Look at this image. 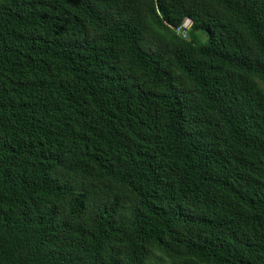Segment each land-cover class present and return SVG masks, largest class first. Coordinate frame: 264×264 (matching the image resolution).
Here are the masks:
<instances>
[{"label": "trees", "instance_id": "16d2710c", "mask_svg": "<svg viewBox=\"0 0 264 264\" xmlns=\"http://www.w3.org/2000/svg\"><path fill=\"white\" fill-rule=\"evenodd\" d=\"M0 201V264H264V0H0Z\"/></svg>", "mask_w": 264, "mask_h": 264}, {"label": "bare ground", "instance_id": "6f19581e", "mask_svg": "<svg viewBox=\"0 0 264 264\" xmlns=\"http://www.w3.org/2000/svg\"><path fill=\"white\" fill-rule=\"evenodd\" d=\"M43 1V0H41ZM53 1V0H52ZM68 3V2H67ZM72 3V2H71ZM30 4V3H29ZM54 5V4H53ZM67 13V12H66ZM64 14V13H63ZM70 17V16H69ZM192 26V19L187 18L182 26L178 29L179 33H183L184 36H187V30ZM64 136V135H63ZM69 138V137H68ZM66 151V150H65ZM83 153V152H82ZM81 157V156H80ZM77 158V157H76ZM70 162V161H69ZM72 163V162H71ZM75 164V163H74ZM76 167V166H75ZM62 168V167H61ZM67 168V167H66ZM90 175V174H89ZM82 177V176H81ZM90 177V176H89ZM96 177V176H95ZM84 178V177H83ZM94 179V178H93ZM57 181V180H56ZM98 181V180H97ZM56 185V184H55ZM65 185V184H64ZM93 188V187H92ZM77 189V188H76ZM59 190V189H58ZM64 191V190H63ZM51 194V193H50ZM79 194V193H78ZM48 195V194H47ZM53 195V194H52ZM73 195V194H72ZM90 195V194H89ZM94 196V195H93ZM96 197V196H95ZM31 200V199H30ZM42 200V198H41ZM65 200V199H64ZM1 202V201H0ZM6 203V202H5ZM8 205V204H7ZM79 205V204H78ZM84 205V204H83ZM72 206V205H71ZM56 207V206H55ZM52 208V207H51ZM44 209V208H43ZM92 210V209H91ZM45 211V210H44ZM71 211V210H70ZM63 212V211H62ZM14 213V212H13ZM6 214V213H5ZM28 214V213H27ZM33 214V213H32ZM191 214V213H190ZM16 216V215H15ZM14 216V217H15ZM42 216V215H41ZM69 216V214H68ZM91 217V215H90ZM4 218V217H3ZM10 218V217H9ZM64 219V218H63ZM58 220V219H57ZM73 220V219H72ZM40 222V221H39ZM65 222V221H64ZM13 224V223H12ZM29 224V223H28ZM14 226V225H13ZM33 228V227H32ZM37 228V227H36ZM41 228V227H40ZM8 229V228H7ZM10 230V229H9ZM25 230V229H24ZM50 231V230H49ZM81 231V230H80ZM85 231V230H84ZM186 231V230H185ZM4 232V230H3ZM194 232V231H193ZM59 233V232H58ZM85 233V232H84ZM199 233V232H197ZM23 234V233H22ZM79 234V232H78ZM58 235V234H57ZM88 235V234H87ZM26 236V235H25ZM42 238V237H41ZM59 238V237H58ZM147 239V238H146ZM72 240V239H71ZM75 240V239H74ZM84 240V239H83ZM47 242V241H46ZM50 242V241H49ZM78 242V241H77ZM17 244V243H16ZM61 244V243H60ZM79 244V243H78ZM99 244V243H98ZM19 246V245H18ZM78 246V245H77ZM88 246V245H87ZM27 247V246H26ZM62 247V246H61ZM65 246H63L64 248ZM83 247V246H82ZM32 249V248H31ZM95 249V248H94ZM215 249V248H214ZM39 250V249H38ZM48 250V249H47ZM206 250V249H205ZM33 251V250H32ZM45 251V250H44ZM11 252V251H10ZM67 252V251H66ZM206 252V251H205ZM214 254V253H213ZM80 256V255H79ZM216 256V255H215ZM16 257V256H15ZM39 258V257H38ZM61 260V259H60ZM26 262V261H25ZM17 263V262H16ZM46 263V262H45Z\"/></svg>", "mask_w": 264, "mask_h": 264}]
</instances>
